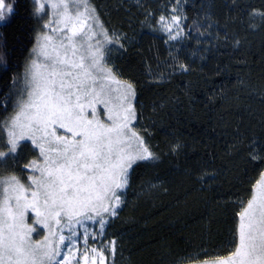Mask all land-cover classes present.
<instances>
[{"label":"snow or ice","instance_id":"6c2138e0","mask_svg":"<svg viewBox=\"0 0 264 264\" xmlns=\"http://www.w3.org/2000/svg\"><path fill=\"white\" fill-rule=\"evenodd\" d=\"M22 7L35 22L23 64L13 65L14 48L0 43V79L12 73L0 88V264H116L118 239L110 229L133 181L146 176L141 188L163 187L149 173L182 148L177 142L165 153L151 143L137 82L123 78L117 55L136 44L129 31L143 16L139 26L167 49L168 74H186V41L211 43L218 27L214 2L200 0L191 23L187 0H166L135 16L126 11L129 19L118 26L103 19L94 0H0L3 33ZM245 13L249 30H264V0ZM223 36L230 39L227 31ZM148 75L165 79L150 67ZM237 134L244 136L238 153L249 178L225 205L232 210L227 237L176 255L172 264H264V117L260 134ZM216 176L205 171L198 182ZM233 179L243 185L244 177ZM214 223L220 221L210 217L209 231Z\"/></svg>","mask_w":264,"mask_h":264},{"label":"trees","instance_id":"16d2710c","mask_svg":"<svg viewBox=\"0 0 264 264\" xmlns=\"http://www.w3.org/2000/svg\"><path fill=\"white\" fill-rule=\"evenodd\" d=\"M94 2L105 21L119 26L129 15L160 7L166 0H142L143 7L139 8L137 0ZM213 2L218 27L212 30L211 43L186 41L189 46L181 53L190 65L186 74H168L172 69L164 63L167 49L148 27L139 26L143 16L135 20L131 31L126 23L123 25L129 35L135 32L137 42L123 57L117 55V62L125 68L123 78L137 82L140 103L144 105L141 124L148 127L151 143L160 151L167 153L177 142L182 148L149 173L158 176L163 187L141 188L146 176L133 181L127 205L110 229L117 234V264H172L176 255H194L201 245L218 244L227 237L230 225L226 221L232 216L231 207L225 205H230L235 186L248 183L249 177L243 171L244 153H238L244 136L237 130L249 135L262 131L264 30L253 32L246 27L245 6L259 7L262 0H235L239 7L231 10L225 4L232 5L233 0ZM199 8L200 0H187L189 23ZM34 26L22 7L8 32L0 29V43L6 40L14 48L13 65L23 64ZM224 31L230 39H224ZM217 32L219 39L215 38ZM235 40L240 44L236 45ZM197 47L199 51H195ZM149 67L157 75L165 73V79L159 82L149 77ZM11 75L9 72L0 79V88ZM213 170L217 173L215 180L198 182L200 175ZM237 175L244 177L243 185L233 179ZM210 217L220 221L211 225V231Z\"/></svg>","mask_w":264,"mask_h":264},{"label":"rangeland","instance_id":"374dc122","mask_svg":"<svg viewBox=\"0 0 264 264\" xmlns=\"http://www.w3.org/2000/svg\"><path fill=\"white\" fill-rule=\"evenodd\" d=\"M117 264V263H116Z\"/></svg>","mask_w":264,"mask_h":264}]
</instances>
